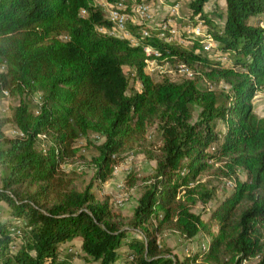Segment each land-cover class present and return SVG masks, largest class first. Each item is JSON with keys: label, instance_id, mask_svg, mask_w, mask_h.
Segmentation results:
<instances>
[{"label": "trees", "instance_id": "1", "mask_svg": "<svg viewBox=\"0 0 264 264\" xmlns=\"http://www.w3.org/2000/svg\"><path fill=\"white\" fill-rule=\"evenodd\" d=\"M208 1L190 0L186 19L206 24L216 60L199 38L167 41L169 33L145 24L123 28L136 45L101 32L112 23L95 0H0V97L18 98L0 116V202L8 206L0 264H75L62 251L73 237L97 264H115L122 246V264H264V117L251 103L264 91V0H221V23L204 10ZM151 61L193 76L154 78ZM154 123L155 164L124 222L62 166L83 158L79 138L96 134L88 166L104 182ZM207 170L233 186L205 220L193 207L215 194L200 177ZM134 182L127 176L126 185ZM164 230L210 241L180 258L157 239Z\"/></svg>", "mask_w": 264, "mask_h": 264}, {"label": "rangeland", "instance_id": "2", "mask_svg": "<svg viewBox=\"0 0 264 264\" xmlns=\"http://www.w3.org/2000/svg\"><path fill=\"white\" fill-rule=\"evenodd\" d=\"M107 2V0H105ZM134 0H123L124 4L127 7V10L135 11L138 7L133 3ZM190 0H152V6H161L159 10L155 12L156 26L153 22L144 21V24L150 27L158 28V26L162 23L161 21L157 22V20L164 14L162 11L163 7H172L175 2L179 9L177 18L175 20V26L168 31H162L164 33H169L166 38L167 41H171L172 37H176L179 43L190 45L191 40L185 39V37L191 38H199L202 47L205 48L207 42L210 43V49L208 50V57L210 59H215L217 55H219L220 51L216 49L215 43L212 38L208 34V28L206 24H203L201 21L197 19V25L203 30V34L198 35L195 30H192L191 33H183V26L187 23L192 24L186 16L190 14V9L188 7V3ZM97 3H100L99 0ZM141 3H148L147 0H142ZM108 4V3H107ZM105 5V6H109ZM104 6V9H105ZM223 2L221 0H209L204 5V10L206 12H211V17L216 20V22L221 23V19L218 16L219 8L223 7ZM113 8V7H112ZM110 8V9H112ZM109 9V10H110ZM106 10V9H105ZM126 10V12H127ZM131 16H134V13H128ZM141 23L142 22H138ZM128 26H136L134 23L128 24ZM127 26V27H128ZM129 36V32L124 33ZM123 32L121 35L125 36ZM171 34V35H170ZM216 42V41H215ZM131 43V42H130ZM138 40H133L131 44L136 45ZM217 45V43H216ZM216 60V59H215ZM223 61L224 59L219 57L217 61ZM228 60L224 62L227 64ZM127 71V69H125ZM146 72L156 78L162 73H167L172 76V78H180V77H192L193 71L190 69H186L183 66L171 65L169 63H159L158 61H151L150 64L146 66ZM221 86H225L222 84ZM136 88H139V84H135ZM37 99L33 98L31 103H36ZM18 103L17 97H10L8 95H4L0 97V116L9 115L10 109ZM252 109L254 113L258 116L264 117V91L257 92L252 100ZM219 128L222 129L223 126L219 125ZM6 135L14 136L16 134V130L12 125H7L4 129ZM43 139V136L40 137ZM101 138L96 134H89L86 138H79L75 142V146L78 147L79 153L82 154L83 158L76 160L75 162L64 164L62 167L67 170H75L76 171V180L75 186L77 189H83L87 184H92V191H94L97 199H108L111 208L114 212L119 213L123 218V221L126 222L132 214L133 208L136 205L137 198L141 192V177L147 175L152 166L155 164L154 160H152L151 153L156 150V145L160 143V136L158 132V125L154 123L147 128L146 142L137 147L134 151L128 152L124 155L123 161L115 166L113 170L112 176L104 181L100 182L98 180H92V170L89 168L88 163L90 157L95 154L94 146L100 143ZM133 176L135 179L134 185L129 187L126 185L125 181L127 180V176ZM0 175V179H1ZM201 179L206 180L208 185H212L215 188V194L210 199V201L202 206L200 203L196 204L193 207V211L201 212L202 216L205 220L209 218V214L213 211L216 206L221 202L232 190L233 181L232 179L227 178H218L212 174L211 170H207L200 175ZM240 177H244V173H240ZM1 185V181H0ZM204 207V209H203ZM8 206L4 201L0 202V219L4 220L7 217ZM213 229L216 230V226H213ZM130 234H134V232H130ZM137 235V234H134ZM138 236V235H137ZM158 240H163L168 247L172 249V252L177 257H184L190 251H197L205 249L210 241V236H208L204 232L198 233L191 240H183L180 238L178 233L174 231L164 230L163 232L157 235ZM63 254L69 257L70 261L75 264H97V262L86 261L82 255L83 252L80 248V240L78 237H73L68 239L66 242L62 244ZM69 249H71L69 251ZM126 247L122 246L120 248V257L116 261L115 264H122L123 256L125 254Z\"/></svg>", "mask_w": 264, "mask_h": 264}, {"label": "bare ground", "instance_id": "3", "mask_svg": "<svg viewBox=\"0 0 264 264\" xmlns=\"http://www.w3.org/2000/svg\"><path fill=\"white\" fill-rule=\"evenodd\" d=\"M95 1L97 3L98 0H95ZM99 2L100 3H97V4L103 9H104L105 5H108L105 0H99ZM136 5H138V4H136ZM110 8H112V9H110ZM172 8L175 12L178 13L179 7L175 2L173 3ZM105 9L104 10L106 11V14H110V13L111 14H118V17H113L112 15H106V18L112 23V27H111V29H103L102 28L100 30L109 34L110 36H113V37H116L119 39H124L125 37H127L129 39V41L132 43V41L134 40L133 37H131L130 35L129 36H123V35H121V33L123 32V28L128 26V24L134 23L135 25H141V23H137L138 21H134V16H131L128 14V13L138 14L139 13V6L135 9L134 12L133 11L129 12L127 10V7L124 4L123 0H120L119 4H116V3H113V5L110 4L109 6H105ZM126 10H127V12H126ZM162 16H164V17L161 21L162 23L158 26V28L162 31H168V30L172 29L173 25H175V19L177 18V15L166 14V15H162ZM138 20H139V22H142V24H144V21L145 22L146 21L153 22L151 20L146 19V16H138ZM182 32L188 34V33H191L192 30H187L186 25H184ZM196 33H198V32H196ZM198 35H201V34H198ZM177 41H179V40H177ZM206 52H208V51H206Z\"/></svg>", "mask_w": 264, "mask_h": 264}, {"label": "built area", "instance_id": "4", "mask_svg": "<svg viewBox=\"0 0 264 264\" xmlns=\"http://www.w3.org/2000/svg\"><path fill=\"white\" fill-rule=\"evenodd\" d=\"M120 0H113L111 1V3H116L119 4ZM128 5L130 4H138L139 6V13L138 14H134V21H138V16H146V19L151 20L154 22V24L156 25V17H155V12L157 10L160 9L161 6H152V0H148V3H140L139 0L133 1V3H127ZM163 11V15L166 14H175V15H179V13L175 12L173 10L172 7H163L162 8ZM82 14H85L84 11H81ZM104 15H112L113 17H118V14H104ZM175 26V25H173ZM186 29L187 30H195L196 32H198V34H203V30L197 25V18L195 20V23L186 24ZM99 31H101L98 28ZM103 32V31H101ZM125 36H127L126 34H124ZM162 39H165L164 36L162 37ZM172 41L178 40L176 37H172V39H170ZM210 49V43L207 42V45L205 46V48H203L204 51H208ZM71 249H69L70 251Z\"/></svg>", "mask_w": 264, "mask_h": 264}, {"label": "crops", "instance_id": "5", "mask_svg": "<svg viewBox=\"0 0 264 264\" xmlns=\"http://www.w3.org/2000/svg\"><path fill=\"white\" fill-rule=\"evenodd\" d=\"M163 17H164V16H161V17L157 20V22L161 21V20L163 19Z\"/></svg>", "mask_w": 264, "mask_h": 264}]
</instances>
